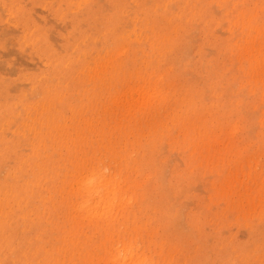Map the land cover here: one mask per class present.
I'll use <instances>...</instances> for the list:
<instances>
[{
  "label": "rangeland",
  "instance_id": "obj_1",
  "mask_svg": "<svg viewBox=\"0 0 264 264\" xmlns=\"http://www.w3.org/2000/svg\"><path fill=\"white\" fill-rule=\"evenodd\" d=\"M0 264H264V0H0Z\"/></svg>",
  "mask_w": 264,
  "mask_h": 264
}]
</instances>
